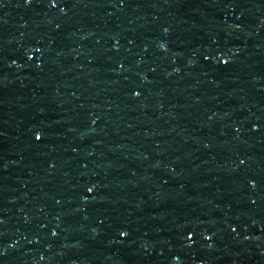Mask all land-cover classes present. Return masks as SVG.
<instances>
[{"label":"water","instance_id":"1","mask_svg":"<svg viewBox=\"0 0 264 264\" xmlns=\"http://www.w3.org/2000/svg\"><path fill=\"white\" fill-rule=\"evenodd\" d=\"M0 264H264V0H0Z\"/></svg>","mask_w":264,"mask_h":264}]
</instances>
